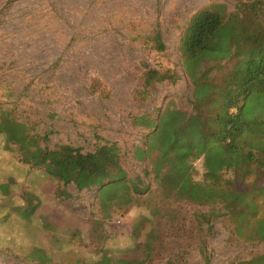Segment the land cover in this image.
Here are the masks:
<instances>
[{
    "label": "rangeland",
    "instance_id": "1",
    "mask_svg": "<svg viewBox=\"0 0 264 264\" xmlns=\"http://www.w3.org/2000/svg\"><path fill=\"white\" fill-rule=\"evenodd\" d=\"M211 4L236 10L232 0H0V124L11 111L19 123L0 133V186L8 187L6 197L0 191V264H37L26 259L34 246L51 256L48 264H90L134 250L142 208L104 218L97 188L60 184L31 164L55 146L81 154L105 147L138 196L155 191L143 155L147 125L168 104L190 111L179 44L191 16ZM219 66L210 73L215 83L231 64ZM149 70L159 78L145 84ZM194 168L200 180L202 161ZM20 207H34L28 222ZM173 207L181 236L168 238L152 264H245L264 254V245L237 239L227 218L202 221L207 207ZM97 222L101 236L92 232Z\"/></svg>",
    "mask_w": 264,
    "mask_h": 264
},
{
    "label": "trees",
    "instance_id": "2",
    "mask_svg": "<svg viewBox=\"0 0 264 264\" xmlns=\"http://www.w3.org/2000/svg\"><path fill=\"white\" fill-rule=\"evenodd\" d=\"M232 1L234 13L225 5L211 4L195 12L183 30L179 53L184 75L192 85L191 109L168 104L147 125L151 130L143 155L155 191L138 196L133 184L115 170L114 154L105 147L81 154L61 145L43 152L38 162L23 160L34 168L43 167L60 184L97 188L96 200L104 218L133 206L146 212L132 228L134 250L99 255L90 264H152L164 253L168 238L181 236L173 205L182 202L207 207L202 221L227 218L243 243L264 245V185H257L264 178V0ZM156 36V50L163 52ZM222 62L231 66L215 83L210 73ZM143 76L145 84L159 78L153 70ZM9 117L0 124V133L19 125L12 111ZM5 137L9 151L13 137L10 133ZM198 160L203 168L200 180L195 179L194 162ZM7 189V185L0 186L2 197L7 196ZM18 209L28 222L34 207ZM96 224L92 232L101 236L100 223ZM26 259L48 264L51 256L34 246ZM245 264H264V254Z\"/></svg>",
    "mask_w": 264,
    "mask_h": 264
}]
</instances>
